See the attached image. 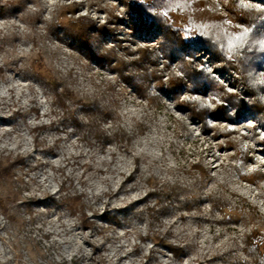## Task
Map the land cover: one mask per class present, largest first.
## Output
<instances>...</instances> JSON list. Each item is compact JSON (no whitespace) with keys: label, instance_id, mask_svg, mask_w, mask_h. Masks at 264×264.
<instances>
[{"label":"rangeland","instance_id":"rangeland-1","mask_svg":"<svg viewBox=\"0 0 264 264\" xmlns=\"http://www.w3.org/2000/svg\"><path fill=\"white\" fill-rule=\"evenodd\" d=\"M151 1L0 0V264H252L243 248L253 230L264 235V128L252 118L228 125L229 133L225 121L204 128L177 108L166 81L184 75L160 52L143 54L157 51L160 35L128 15ZM183 5L180 17L165 14L174 27L206 19L247 30L231 0ZM80 16L104 27L94 47L109 61L86 58L60 27ZM259 33L264 39V27ZM193 52L194 67L245 88L221 58ZM261 71L256 81L264 89ZM55 87L95 102L101 113L90 122L80 114L73 127L54 104ZM240 143L249 158L243 172L261 175L254 183L234 167ZM15 155L24 164L10 176L6 158ZM76 191L86 195L90 230L63 204ZM225 206L224 218L218 209ZM157 239L180 245L181 260Z\"/></svg>","mask_w":264,"mask_h":264},{"label":"trees","instance_id":"trees-1","mask_svg":"<svg viewBox=\"0 0 264 264\" xmlns=\"http://www.w3.org/2000/svg\"><path fill=\"white\" fill-rule=\"evenodd\" d=\"M184 1L186 0H152L148 5L135 4L128 10L132 21L135 20V15H138L139 20L133 23L139 22L141 28L160 35L157 40V51L152 53L144 49L143 54H153L158 57L160 52L163 54L166 66L172 67L176 62L179 71L184 75L183 79L180 75H171L166 81L167 90L172 94L177 108L182 109L191 122H197L204 128L212 127V121L218 123L225 121L224 130L228 132L226 129L228 125L245 121L247 118L256 120L258 125L264 128V89L256 81L258 70L264 68L262 65L264 47L259 43L262 39L259 28L264 27V0H231L233 11L247 24L246 31L228 26L222 21H205L206 19L192 20L186 28L174 27L165 14L173 10L180 17L183 4L193 0H187L185 3ZM253 2H258L262 8H254ZM159 8L163 11H157ZM60 27L68 29L69 37L84 52L86 58L102 64L110 60L105 59V51L94 47L95 39L106 34L104 27L98 28L93 21L83 16L69 19ZM93 33H96L94 37L91 35ZM238 37H243V40L237 39ZM201 50L221 58L224 61V70L233 69L238 72L239 80L245 86L243 97H237L226 90L208 71L193 66L189 59L193 57V51ZM143 57L144 55L141 59ZM125 78L127 84H134V80ZM52 90L54 104L75 128H78L81 123L80 114L84 116V120L90 122L93 118L92 114L101 113L95 102L79 99L66 89L59 92L55 87ZM213 128L216 129L215 126ZM256 131L257 127L254 128V133ZM119 136L127 142L130 141V137L121 130ZM259 142L264 149V135L260 137ZM233 146L235 148L234 167L238 170L240 178L254 183L258 173L245 174L242 170L244 164L249 161L246 146L241 143ZM22 164L21 157L15 159L7 157L6 174L12 176L13 169ZM85 196V193L76 191L72 197H65L63 204L71 214L79 215L83 230H90L94 222L86 215L87 205L83 201ZM211 204L214 208L215 204L213 202ZM185 208L191 210V205L187 204ZM226 208L227 206L218 209L224 218ZM148 210L153 212V208ZM157 241L175 259L181 258L184 250L180 245L169 243L166 239H157ZM243 251L253 259L252 264H264V235L257 229L247 234Z\"/></svg>","mask_w":264,"mask_h":264},{"label":"built area","instance_id":"built-area-1","mask_svg":"<svg viewBox=\"0 0 264 264\" xmlns=\"http://www.w3.org/2000/svg\"><path fill=\"white\" fill-rule=\"evenodd\" d=\"M200 52H203V54H205V55H207L209 58H211L210 57V54L209 53H207L206 51H203V50H201V51H197L196 53H200ZM200 69H204V70H206L205 68H200ZM207 71V70H206ZM218 73H217V78L219 77V76H221L222 77V79L224 80L225 79V76H224V74L226 73H220V71H218V70H216ZM209 72V71H208ZM228 72V71H227ZM232 72V73H231ZM262 72V71H261ZM210 73V72H209ZM211 74V73H210ZM226 74H229L230 76L232 75H234V77H232V81H240L239 79H238V74L235 72V71H232V70H229V72L228 73H226ZM261 74H263L264 75V71L261 73ZM236 78V79H235ZM263 80H264V77H263ZM225 81V80H224ZM223 81V82H224ZM221 84L223 85V86H225L226 88H228L230 91L232 90V91H238L239 93H241L240 95L242 96L243 94H244V89H243V87H242V85L240 84V83H222L221 82ZM240 84V85H239ZM260 84H263V83H260ZM237 93V92H236Z\"/></svg>","mask_w":264,"mask_h":264},{"label":"bare ground","instance_id":"bare-ground-1","mask_svg":"<svg viewBox=\"0 0 264 264\" xmlns=\"http://www.w3.org/2000/svg\"><path fill=\"white\" fill-rule=\"evenodd\" d=\"M0 71H2V69H0ZM9 157V156H8ZM12 159H15L16 157H21L20 155H15L14 157H12V156H10ZM22 158V157H21ZM23 159V158H22ZM23 164H24V159H23ZM22 164V165H23ZM21 166V165H20ZM131 177L129 176L128 177V179H130ZM180 218H183L182 216H180ZM185 254V251L183 252V254L182 255H184ZM178 261H180L181 260V258H178L177 259Z\"/></svg>","mask_w":264,"mask_h":264},{"label":"snow or ice","instance_id":"snow-or-ice-1","mask_svg":"<svg viewBox=\"0 0 264 264\" xmlns=\"http://www.w3.org/2000/svg\"><path fill=\"white\" fill-rule=\"evenodd\" d=\"M141 2H142V0H141ZM237 39L243 40V37H238ZM259 43L261 44L262 47H264V39H261L259 41Z\"/></svg>","mask_w":264,"mask_h":264}]
</instances>
